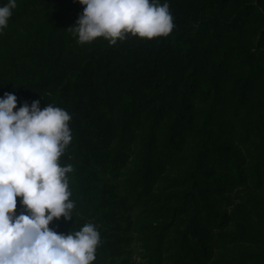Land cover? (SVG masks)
Listing matches in <instances>:
<instances>
[{
    "label": "trees",
    "instance_id": "obj_1",
    "mask_svg": "<svg viewBox=\"0 0 264 264\" xmlns=\"http://www.w3.org/2000/svg\"><path fill=\"white\" fill-rule=\"evenodd\" d=\"M166 2L168 36L81 45L76 0H17L0 98L71 115L74 217L49 227L93 223V264H264V0Z\"/></svg>",
    "mask_w": 264,
    "mask_h": 264
},
{
    "label": "clouds",
    "instance_id": "obj_2",
    "mask_svg": "<svg viewBox=\"0 0 264 264\" xmlns=\"http://www.w3.org/2000/svg\"><path fill=\"white\" fill-rule=\"evenodd\" d=\"M84 6L69 29L81 45L103 38L111 45L127 36H168L169 4L161 0H76ZM17 0L0 5V32ZM15 109V111H14ZM71 115L39 100L17 108V97L0 98V264H93L101 236L89 222L67 234L50 229L54 220L74 217L68 174L60 158L72 142ZM22 211L16 214L17 198Z\"/></svg>",
    "mask_w": 264,
    "mask_h": 264
},
{
    "label": "rangeland",
    "instance_id": "obj_3",
    "mask_svg": "<svg viewBox=\"0 0 264 264\" xmlns=\"http://www.w3.org/2000/svg\"><path fill=\"white\" fill-rule=\"evenodd\" d=\"M133 255H134L133 257L138 260L137 254L135 252L133 253Z\"/></svg>",
    "mask_w": 264,
    "mask_h": 264
}]
</instances>
